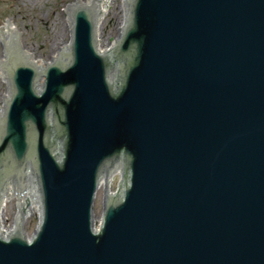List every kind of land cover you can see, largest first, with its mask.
<instances>
[{
	"label": "water",
	"instance_id": "1",
	"mask_svg": "<svg viewBox=\"0 0 264 264\" xmlns=\"http://www.w3.org/2000/svg\"><path fill=\"white\" fill-rule=\"evenodd\" d=\"M103 1L47 61L0 20V264H264V0H120L100 49Z\"/></svg>",
	"mask_w": 264,
	"mask_h": 264
},
{
	"label": "rangeland",
	"instance_id": "2",
	"mask_svg": "<svg viewBox=\"0 0 264 264\" xmlns=\"http://www.w3.org/2000/svg\"><path fill=\"white\" fill-rule=\"evenodd\" d=\"M72 2L73 0H0V20L12 19L20 43L29 48L38 60L47 61L53 51L66 40L62 5ZM109 10L111 12H108L103 21V48L107 47L118 32L122 16L120 0H112ZM54 39L57 43L54 41L52 45ZM0 93H5L1 80ZM14 205L13 200L5 208L7 228L12 223Z\"/></svg>",
	"mask_w": 264,
	"mask_h": 264
},
{
	"label": "bare ground",
	"instance_id": "3",
	"mask_svg": "<svg viewBox=\"0 0 264 264\" xmlns=\"http://www.w3.org/2000/svg\"><path fill=\"white\" fill-rule=\"evenodd\" d=\"M80 1H82V0H80ZM103 5H106V7H100V10H99V13H98V17H97V20H96L97 41H98V45H99L100 49H105L101 45L102 29H103V24H104L103 21H104L105 16L108 14V12H111L109 9L112 7V0L103 1ZM121 7H122V5H121ZM122 12H123V8H122ZM7 23H8L9 28H14V22L12 21V19H8ZM51 30H53V29H51ZM16 32H17V35H18L17 29H16ZM54 41H56V39H54L52 41V45H54V43H53ZM56 43H57V41L55 42V44ZM21 47H22L23 53H28L29 52V59L37 60L35 54L29 48H26V46L24 44L21 45ZM56 50H54L53 53ZM1 59H2V56H0V60ZM15 199H16V195L6 196V197H3V199H2V207H3V209L1 207V211H0V230H2L3 232L9 231L11 229V227L10 228H6V226H5L6 225L5 224L6 223L5 208L8 205V203H10L13 200L15 201Z\"/></svg>",
	"mask_w": 264,
	"mask_h": 264
}]
</instances>
